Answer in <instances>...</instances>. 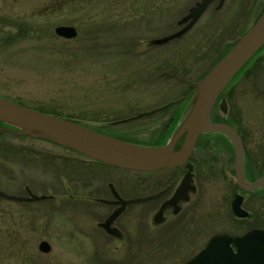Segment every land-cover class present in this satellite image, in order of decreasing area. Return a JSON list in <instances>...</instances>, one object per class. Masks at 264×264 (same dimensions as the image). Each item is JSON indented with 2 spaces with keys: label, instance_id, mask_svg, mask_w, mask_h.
Masks as SVG:
<instances>
[{
  "label": "rangeland",
  "instance_id": "1",
  "mask_svg": "<svg viewBox=\"0 0 264 264\" xmlns=\"http://www.w3.org/2000/svg\"><path fill=\"white\" fill-rule=\"evenodd\" d=\"M156 1L161 0H0V97L126 141H158L166 122L161 117L169 109L150 116L140 113L181 96L187 98L184 108L198 86L194 91V85L167 74L199 83L252 22L212 25L210 32L201 22L182 32L186 15L179 29L158 24L148 33L140 7ZM59 25L74 26L77 35H57ZM263 52L264 46L227 85L225 109L218 111L234 120L241 113L250 129L264 121V93L254 84L264 58L253 68ZM171 126L161 142L172 135ZM61 146L12 132L0 136V188L7 195L26 197L0 200V264H184L213 235H238L252 221L233 217L232 194L219 175L198 183L200 211L185 222L172 215L159 224L160 214L149 202L143 210H133L142 215L131 211L127 226L114 232L100 205H93L96 198L59 195L65 191L60 174L67 179L68 193L75 195H88L85 189H92L85 188L84 178L96 184L149 175ZM86 204L101 211L90 213ZM244 208L252 213L256 209L251 203ZM41 240L50 243L49 252L38 248Z\"/></svg>",
  "mask_w": 264,
  "mask_h": 264
},
{
  "label": "flooded vegetation",
  "instance_id": "2",
  "mask_svg": "<svg viewBox=\"0 0 264 264\" xmlns=\"http://www.w3.org/2000/svg\"><path fill=\"white\" fill-rule=\"evenodd\" d=\"M202 3L203 0H161L150 3L142 2V6L140 7V18L142 17L141 21L148 33L155 32L158 24H166L168 27L175 26L177 29H179L181 25H184V23L181 24V20L186 15L189 16L187 25L190 23V25L193 27L203 22V24L207 27V32H210L209 27H211L212 25L226 27L249 25L252 22L248 27L250 28L264 12V0H211L198 14L197 10ZM176 28L168 32L167 35L175 32L177 30ZM245 31L235 38L233 44L229 46L226 52L243 34L247 32ZM224 32V35H226V31ZM149 39L150 38H146L144 40ZM170 75L173 78L177 79V81L180 83H188L194 85L193 90L195 91V87L198 84L197 82L185 79L184 77L179 76L173 72H171ZM225 89L220 94L213 106L210 120L212 122L226 123L234 128L241 140L243 148L245 179L248 182H252L264 176V121H261V123L256 127L251 126L252 128L250 129L245 127V122L241 113L236 116L235 120L230 118V114H218L219 109H225V107H222L221 104L222 99L226 98V96L224 95V93H226ZM193 90L189 95L192 94ZM186 99L187 98L185 96H181L176 100L168 101L165 104L144 111L147 112L164 105H166L164 109L155 113H160L161 111L169 109L166 115L161 117H166V122L164 127H162V131H160V133H157L161 138L163 136V131L166 130L171 123V127H173L172 135L168 139H170L179 131L191 107L192 100L190 101L189 99L188 104L185 105L184 108H182L181 103H183ZM154 122L158 123L159 120L157 119ZM0 123L3 124L2 121H0ZM2 126L6 125H0V128ZM2 134H0V136ZM103 134L122 139L121 137L112 134ZM161 138L158 141L156 140L157 142L150 141L149 143L129 140L127 141L143 145L155 146L166 144L168 139L164 142H161ZM185 138L186 132H183L175 142L174 151H178L182 147ZM62 148L67 149V147ZM76 153L79 152L76 151ZM79 154L83 155L81 153ZM60 159L62 161L63 157H60ZM95 161L100 163V161ZM234 166L235 152L231 138L224 132L206 131L199 134L196 139L195 146L186 160L171 169L166 170L165 168H160L154 171L147 172L132 170L137 173L144 174L145 176L149 175V178L129 177L122 182L121 180H116L115 182H113L107 179L105 181L103 180L101 183L97 182L96 184H94L95 179L84 178L86 184L83 183V185H86L85 188L93 186L92 189H85L86 192L89 193L88 195H85L84 193L76 195L69 194L67 189V179L65 177H62V175L60 174L61 187L63 188V190L65 189V191H61L59 195L67 198L69 196L84 197L85 199L96 198L98 201L93 205L97 204L96 207H99L100 205L103 214L105 215L103 217L104 221L107 220L113 213L118 212V214L110 222V227L114 230V232L119 233L125 226H127V222L130 221V218L132 217L131 211L132 213H136L135 215H142V213H138L135 211L143 210L142 205L149 202H151V204H154V209L158 211V214H160V217H158V219L160 218L159 224L160 222H165L172 215V218H177V221L185 222L186 219L196 211H200L199 203L201 202V198L198 197L196 199L195 196L196 194L201 192L198 183L202 181H208L211 178H217V176L220 175V179L225 182L224 185L227 187V190L229 189L231 191L232 194L230 199V209L233 217L241 220L247 218H249L250 221L252 220L250 224H247L245 226L248 228L238 235H243L248 231L254 229L264 230V185L252 191H244L237 183ZM64 172L65 170L62 171V173ZM1 180L2 178L0 177V181ZM0 191L10 194L8 191L2 188H0ZM152 194H158V196L154 199L143 202H133L125 204L124 206L121 202L122 200L144 197ZM237 194L243 196L241 204L243 209H245L244 207L248 206L249 203H251L252 207L256 208L254 209L253 213L251 210L249 211L247 209L245 210L248 212V215L245 217H238L233 213L232 201ZM199 195H201V193ZM13 196L15 197V194ZM17 197L26 198L20 195ZM3 199L12 202L21 201L18 198H8L0 194V200ZM84 206L89 207L86 209L90 213L96 214L97 212L101 211H99V208H91L90 204H86ZM134 209L136 210L133 211ZM96 223H99L101 225L102 221H97ZM102 228L105 229L104 226H102ZM242 229H244L243 226L240 228V231Z\"/></svg>",
  "mask_w": 264,
  "mask_h": 264
},
{
  "label": "water",
  "instance_id": "3",
  "mask_svg": "<svg viewBox=\"0 0 264 264\" xmlns=\"http://www.w3.org/2000/svg\"><path fill=\"white\" fill-rule=\"evenodd\" d=\"M211 0H203L197 10L199 14ZM190 23L182 30H186ZM55 33L65 38H73L77 30L71 25H59ZM175 34L158 41H166ZM264 46V12L243 34L235 44L218 60L209 72L198 83L190 111L184 119L179 131L164 145H143L118 139L95 131L72 120L56 117L16 102L0 97V121L16 125L19 128L2 126L0 134L12 132L17 135H30L47 139L64 147L73 149L89 158L102 163L136 171H154L160 168L171 169L181 164L195 146L199 134L224 132L232 140L235 152V175L238 185L244 191H252L264 185V176L248 182L244 173V153L241 140L234 128L226 123L212 122L210 116L213 106L241 68ZM170 75V74H167ZM255 87L264 92V66L256 75ZM171 103V102H170ZM225 107V99L221 101ZM166 105L140 113L150 115L164 109ZM186 132L182 147L174 151L177 138ZM8 198L24 200L0 191ZM158 194L122 200L123 206L133 202H143L154 199ZM243 196L237 194L232 201V211L238 217H245L248 212L242 207ZM118 212L113 213L107 223L111 222ZM42 252H49L51 245L48 241L39 242ZM185 264H264V230L254 229L243 235L219 233L213 235Z\"/></svg>",
  "mask_w": 264,
  "mask_h": 264
},
{
  "label": "trees",
  "instance_id": "4",
  "mask_svg": "<svg viewBox=\"0 0 264 264\" xmlns=\"http://www.w3.org/2000/svg\"><path fill=\"white\" fill-rule=\"evenodd\" d=\"M262 57H259L255 63L253 64V68H256L257 66H259L260 62H261V59L264 58V52L262 53Z\"/></svg>",
  "mask_w": 264,
  "mask_h": 264
}]
</instances>
